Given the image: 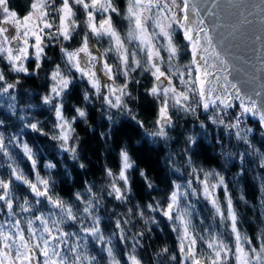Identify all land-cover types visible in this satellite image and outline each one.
I'll return each instance as SVG.
<instances>
[{
	"label": "snow or ice",
	"instance_id": "1",
	"mask_svg": "<svg viewBox=\"0 0 264 264\" xmlns=\"http://www.w3.org/2000/svg\"><path fill=\"white\" fill-rule=\"evenodd\" d=\"M29 8L30 11L21 18L9 7V0H0V94L9 98L7 108L12 114L0 115V157L3 158L0 167H7V173L0 175V213L7 216L0 220V264H144L137 249L141 247L145 233L129 235L127 227L135 216L154 226L163 222L158 220L161 216L169 222L179 242V255L173 254L169 258L175 264H233V259L234 264H264V232L257 247H246L254 241L239 229L238 214L225 176L214 169L194 166L192 157L199 155L201 148L196 136L184 140L187 179L182 182L181 177L170 180L166 190L139 167L125 144L119 148L117 170L108 166L102 169L108 178L106 185L96 190L95 183H88L83 191L72 193L67 200L55 191L53 173L57 164H45L48 175L41 176L38 154L22 139L23 128L46 140L50 136L52 141L58 142L62 154L80 161L82 143L76 127L81 123L88 126L91 114L87 109L94 101L100 102L101 117L107 115L113 125L116 120L112 110H117L144 129L153 140L165 141L170 139L169 129L175 126L174 111L196 117L204 129L205 120L198 116L203 109L213 113L206 118L213 124L234 129L236 138L258 154L261 166H264V153L248 139L253 129L242 127L243 117L248 113L257 116L259 124L264 126V104L258 106L238 83L229 79L228 50L226 47L223 53L217 50L196 0H126L123 14L116 0H30ZM81 12L85 19L78 22L76 17ZM97 16L101 17L99 21ZM114 17L127 22L124 35L117 29ZM178 31L182 34L183 44L176 42ZM101 37L108 38L109 46L97 50L91 39ZM74 40L76 46H73ZM132 42H135L134 48L129 47ZM220 42L225 43L223 37ZM52 46L58 50L59 62L46 51ZM138 52L144 53L143 59L138 58ZM112 53L118 61L115 66L107 59ZM185 54L189 57L187 64L178 63ZM26 63L35 67L30 70ZM45 64L49 65L47 69ZM137 70L141 76H151V86L144 87L143 93L144 97H152L157 103L153 121L155 130L151 132L145 127L146 121L139 119L128 106L140 98L129 91L131 85L140 84V80L132 76ZM21 76L43 79L44 82L35 88L24 89ZM119 77L124 78L123 83H117ZM83 82L89 87L80 88ZM78 88L82 97L80 105H69V97ZM17 90L21 98H38L37 105L18 106L14 94ZM234 105L239 113L226 122L228 110ZM34 107L54 114L50 131H45L39 120L29 118ZM69 107L73 113L70 117L66 115ZM22 112L24 115L20 114ZM12 117L20 121L21 130L15 133L8 131L16 127ZM104 123L102 119L101 124L90 127L96 129ZM123 126L121 122L120 127ZM118 132L116 127L110 133L105 132L106 142L108 135L115 139ZM203 134L207 136V131ZM85 135L89 136V133L86 131ZM95 135L92 131L89 138ZM11 147L22 150L24 158L30 162L34 179L13 157ZM236 155L244 162L248 151ZM78 167L88 171L86 164L80 163ZM246 171V167L242 168V172ZM179 172L180 169H174V174ZM64 173L67 180L71 173L67 169ZM134 174L139 176L147 191V203H133L137 183ZM17 183L23 186V195L17 194ZM218 190L223 191V206L217 196ZM261 191L264 192V178H261ZM152 193H160L161 198H152ZM201 196L211 206L214 220L218 217L221 224L229 223L233 245L226 243L222 234L211 227L197 228L194 223L196 204L192 197ZM105 197L121 205L132 204L125 213H112L116 217L114 230L107 236L100 214ZM241 199H244L243 195ZM149 210L153 215H146ZM203 223L205 220L202 219ZM114 239L127 249L119 257ZM129 240L132 241L130 248ZM90 242L99 243L105 256L92 254ZM169 251L165 247L156 255L162 256Z\"/></svg>",
	"mask_w": 264,
	"mask_h": 264
},
{
	"label": "trees",
	"instance_id": "2",
	"mask_svg": "<svg viewBox=\"0 0 264 264\" xmlns=\"http://www.w3.org/2000/svg\"><path fill=\"white\" fill-rule=\"evenodd\" d=\"M30 0H9V7L16 11L18 16H23L30 11L29 8ZM117 6L120 8L121 13L126 9V0H116ZM77 21H83L85 15L81 12L78 13L76 17ZM114 22L116 23L117 29L124 35L127 31V22L121 20L119 17H114ZM83 35V32H81ZM92 41L98 45L100 50L107 48L108 38L101 37L100 39L93 38ZM178 44H183L182 35L177 34ZM73 46H76V41L74 40ZM130 48L135 47V43L129 44ZM49 56H53L59 62V53L55 46L46 50ZM138 58L143 59V56L138 52ZM107 59L117 65L118 61L116 59L115 53L110 54ZM188 55L185 54L180 57L177 61L180 64H186L188 62ZM27 67L31 70L35 67L34 64L28 65ZM45 69L49 65H44ZM43 77V73H41ZM135 79L140 80L139 85H131L129 91L133 93V96L140 97L134 102L129 103V108L133 110V113L139 117V119L146 121L145 127L149 132L154 131L153 121L156 118V108L157 103L154 102L152 97H144V87L151 86V76L150 74L140 75V70L132 73ZM13 79L15 74H13ZM122 83L124 78L120 77ZM21 81L23 83L24 89H32L42 84L43 79H32L25 78L21 76ZM89 85L86 82L80 84V88H88ZM17 96L15 103L20 107H25L27 104L37 105L38 98H21L19 96V91L14 93ZM43 94V92L41 93ZM34 95V94H33ZM81 94L79 88L76 92L69 97L67 103L80 105ZM9 98L0 94V115L11 116V111L7 108L9 103ZM91 114L89 120V125L86 126L81 123L76 127V131L81 138L82 149L81 156L82 161L87 165L88 171L81 170L78 167V163H70V157L62 154L57 147L58 142L52 141L50 136L46 140L43 136L32 132L28 128H23L22 131L25 135L22 139L28 142L29 146L33 148L36 152L37 158L40 160V166L43 171L48 175L45 170L44 165L52 162L57 164V168L53 173L54 179L56 181L55 191L59 193L64 199H69L71 194L76 191H83V187H86L88 183H95L96 190H100L102 185H106L107 179L102 169L107 165L111 167L114 171L118 168V152L119 148L127 144L129 139H132L133 146L137 143L143 145V147L136 153H131L133 159L139 165L140 168L144 169L150 178L154 180L155 183L159 184L162 190H166V185L170 180H176L177 177L187 179V174L185 169L188 167L186 159L184 157L185 150V137L187 132H194L198 136V140L201 142V148L199 149V155L193 156L194 166L202 167L206 170H215L220 174L225 176V182L229 184V192L233 198V205L238 214L239 219V229L243 235H246L249 240L254 242L250 247H257L261 243V233L264 232V192L261 191V178H264V166H261L260 156L248 148V145L243 141L238 140L234 135L235 130L225 129L222 125H216L208 121L202 113L199 111L198 116L200 120H205V128L201 129L199 121L195 119L192 115H184L183 113L173 112V119L175 121V126L169 129V140H163L156 138L153 140L144 129L138 128L134 121L126 119L122 113H118L117 110H112L113 117L116 120V124L113 125L107 120V115L102 119L105 121L104 125L96 128L95 137L89 138L91 136V125L96 124L97 119L101 118V105L99 101H94L92 105L88 106ZM239 109H230L229 117L233 114H238ZM24 115V113H20ZM73 113L69 107L66 115L69 117ZM34 117L35 120L41 122V127L45 131H50L51 122L54 119V114L47 110L41 109L39 107H34L29 112V118ZM245 118V117H244ZM246 119V118H245ZM33 120V122H35ZM47 121V123H45ZM121 122L124 123L123 127H120ZM12 124L16 127H11L8 129L9 132L15 133L20 129V121L12 117ZM211 125V127H208ZM119 128L116 138L114 139L112 135H108L107 141L109 142L107 147L108 150L105 151V145L100 139V133L108 132L110 133L112 128ZM245 128H253V131L248 134V139L256 149H259L260 153H264V133L262 132L258 122H252L247 119V126H242ZM89 133V136L85 135V132ZM207 131V141L205 135L203 134ZM7 135V133H6ZM247 149L248 155L246 160L241 163L239 162V156L236 153L245 152ZM10 152L13 157L17 160L20 166L25 170V173L31 176L32 171L30 169V162H28L19 147H11ZM189 155H191L189 153ZM3 158L0 157V160ZM222 160H227L231 163V169L226 170L224 165L221 163ZM65 163L71 169V175L65 180V173L61 167V163ZM175 165V167H173ZM246 167V173L243 172L242 176H235L233 173L239 171L241 168ZM180 169L179 173L174 174V169ZM190 171V169H188ZM7 173V167H0V175H5ZM136 178V185L134 186V192L136 193V199L133 201L135 204H143L149 201V196L144 188V185L140 183L139 176L134 174ZM235 177V181H234ZM64 181V183H61ZM83 185V186H82ZM16 192L19 195H23V186L16 185ZM243 195L244 199H241ZM218 196L220 200L224 203V195L222 190H218ZM142 198V199H141ZM152 198L160 199V193H152ZM195 200L199 214L196 215L194 222L202 225L203 229L205 227L209 228L211 223L214 222L215 225L225 226L227 231H230L229 224L226 221L221 224L219 218L216 217L215 220L212 218V211L210 205L202 198H192ZM132 207V204L121 205L120 202L114 201L111 198L105 197L104 205L101 208L100 214L103 217L102 228H104L105 235H110L114 230L115 216L112 213L122 214L127 211V208ZM5 213H0V220L3 219ZM146 215H153L150 210L146 212ZM112 216V219H108ZM125 219L127 217H124ZM205 220L204 225L201 224V220ZM158 220L163 221L159 224V227L152 224H145L144 219L135 216L132 218L130 225H127L129 229V235L136 232L145 233L144 237L141 239V247L137 249L139 255L143 258L144 264H175V262L170 261L169 257L173 254L179 255V242L177 240L176 232L172 231L169 222L161 217ZM152 229V231H148ZM233 235L231 231L229 233V242H233ZM116 249L117 256L119 257L122 252L126 251L124 245L118 240L113 241ZM132 241H128V247L130 248ZM167 246L169 248V253L157 256L154 255L159 248ZM101 248V247H100ZM100 248L93 245L92 254L98 255L99 257H104L105 254L100 251Z\"/></svg>",
	"mask_w": 264,
	"mask_h": 264
},
{
	"label": "water",
	"instance_id": "3",
	"mask_svg": "<svg viewBox=\"0 0 264 264\" xmlns=\"http://www.w3.org/2000/svg\"><path fill=\"white\" fill-rule=\"evenodd\" d=\"M196 3L217 50L222 53L224 47L228 50L229 79L238 83L258 106L264 104V0H196ZM222 37L226 44L220 42ZM245 115L259 124L257 116ZM260 128L264 132V126Z\"/></svg>",
	"mask_w": 264,
	"mask_h": 264
},
{
	"label": "rangeland",
	"instance_id": "4",
	"mask_svg": "<svg viewBox=\"0 0 264 264\" xmlns=\"http://www.w3.org/2000/svg\"><path fill=\"white\" fill-rule=\"evenodd\" d=\"M27 14V13H26ZM25 14V15H26ZM18 15V14H17ZM24 16V15H23ZM23 16H18V17H23ZM99 19H101V17H99V16H97V21H99ZM107 38V37H106ZM93 39V38H92ZM92 39H91V43H93V44H95L93 41H92ZM133 43H135V42H133ZM161 43H163V41H161ZM95 47H96V49L97 50H100L99 49V47H98V45H96L95 44ZM142 54V56H143V58H144V53H141ZM163 56H165L166 57V53H164V52H162L161 53ZM108 62L110 63V64H113V63H111L109 60H108ZM27 64V63H26ZM187 64V63H186ZM114 66H115V64H113ZM101 76H102V74H101ZM103 78V77H102ZM117 83H122V81H121V79H120V77H119V79L117 80ZM200 112L202 113V116H204L205 118H207V117H210V116H212L213 115V113L212 112H207V113H204V111H203V109H201L200 110ZM195 119H196V117H194ZM208 121H210V122H212L210 119H207ZM25 141V140H24ZM37 158V157H36ZM37 160H38V170L40 171V174H41V176H47V174L43 171V169L41 168V166H40V160L37 158ZM31 178H33L34 179V175H33V173L31 174V176H30ZM18 185H20L19 183H17ZM195 186V185H194ZM217 196H218V191H217ZM219 197V196H218ZM192 198H195V197H192ZM198 198H202L203 199V197L201 196V197H198ZM220 199V198H219ZM204 200V199H203ZM192 201L195 203V200H193L192 199ZM221 201V200H220ZM225 203V202H224ZM224 203L221 201V204H222V206L224 205ZM211 207V206H210ZM211 211H212V209H211ZM3 219H7V216H6V214L3 216ZM2 219V220H3ZM226 222V221H225ZM38 223V222H37ZM195 223V222H194ZM229 224V223H228ZM196 225H197V228L198 229H201L203 226L202 225H200L199 223H196ZM203 225H204V223H203ZM5 227H7V225H5ZM209 227H211L212 228V230L214 231V232H219V233H221L222 234V238L225 240V242L226 243H228L229 245H233V243H234V241L231 243V242H229V233H230V231H227L226 229H225V226H222V225H215V223L214 222H212L211 223V226H209ZM229 227V226H228ZM205 229H207V227H205ZM229 229H230V227H229ZM233 240H234V236H233ZM93 245H96V246H98L99 248L101 247V245H97L95 242H90V244H89V249H90V251H91V253L93 252ZM246 247H250V245H247ZM233 264H234V259H233Z\"/></svg>",
	"mask_w": 264,
	"mask_h": 264
},
{
	"label": "clouds",
	"instance_id": "5",
	"mask_svg": "<svg viewBox=\"0 0 264 264\" xmlns=\"http://www.w3.org/2000/svg\"><path fill=\"white\" fill-rule=\"evenodd\" d=\"M96 123H97V124H101V123H102V117H101V118H98ZM87 124L89 125V121L87 122ZM91 131H95V132H96V129L91 128ZM185 131H186V137H188V136H196L197 139H198V136H197L196 134H194V132H187V130H185ZM201 135H204V134H201ZM100 139H101V141H103V143H104V145H105V149H104V150L107 151V150H108L107 145H108L109 142H108V141L106 142V140H105V136H104V133H103V132L100 133ZM205 139H206V141H207L208 137L205 136ZM127 144H128V146H129V151H130V153H136V152H138V151L143 147V145L140 144V143H137V144H135V145L133 146L132 139H129L128 142H127ZM69 162H70V163H78V164L83 163V164H85L82 160H80V161H73L71 158H70V161H69ZM239 162L241 163V165L243 164V162L241 161L240 158H239ZM221 163L224 165V167H225L226 170H230V169H231V163H232V162H229V161H227V160H222ZM106 166H107V165H105V167H106ZM61 167L63 168L64 171H65V169H67V171L71 173V169L68 167L67 164H65V163L62 162V163H61ZM173 167H175V165H173ZM80 169H81V170H84L83 168H80ZM141 169H142V168H141ZM177 169H178V168H177ZM142 170H144V169H142ZM233 174H234L235 176H242V174H243V172H242V168H241L239 171L234 172ZM194 211L196 212L197 215L199 214V210L197 209V207L194 208ZM157 227H159V225H157ZM140 231L142 232L143 229H141ZM97 245H100V244L97 243ZM165 247H167V246H163V247L159 248L158 251H157L156 253H154V255H156L157 253H160L161 250H162L163 248H165ZM169 258H170V257H169Z\"/></svg>",
	"mask_w": 264,
	"mask_h": 264
},
{
	"label": "built area",
	"instance_id": "6",
	"mask_svg": "<svg viewBox=\"0 0 264 264\" xmlns=\"http://www.w3.org/2000/svg\"><path fill=\"white\" fill-rule=\"evenodd\" d=\"M229 119H231V117H225V120H226V122H227V120H229ZM243 123H245V121L243 120Z\"/></svg>",
	"mask_w": 264,
	"mask_h": 264
}]
</instances>
